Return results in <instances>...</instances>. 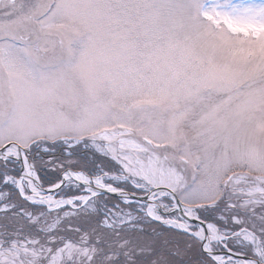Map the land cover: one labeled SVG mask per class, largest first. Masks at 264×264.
Listing matches in <instances>:
<instances>
[{
	"label": "snow or ice",
	"instance_id": "snow-or-ice-1",
	"mask_svg": "<svg viewBox=\"0 0 264 264\" xmlns=\"http://www.w3.org/2000/svg\"><path fill=\"white\" fill-rule=\"evenodd\" d=\"M0 264H264V0H0Z\"/></svg>",
	"mask_w": 264,
	"mask_h": 264
}]
</instances>
